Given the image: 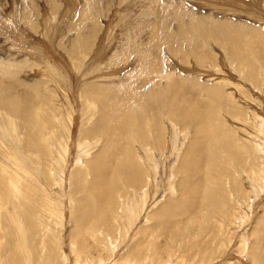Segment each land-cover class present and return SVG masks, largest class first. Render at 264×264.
I'll return each instance as SVG.
<instances>
[{"label": "rangeland", "instance_id": "374dc122", "mask_svg": "<svg viewBox=\"0 0 264 264\" xmlns=\"http://www.w3.org/2000/svg\"><path fill=\"white\" fill-rule=\"evenodd\" d=\"M128 1L0 0V264H264V0H163L188 12L155 37ZM104 147L109 198L88 191ZM136 164L157 192L129 224Z\"/></svg>", "mask_w": 264, "mask_h": 264}, {"label": "bare ground", "instance_id": "6f19581e", "mask_svg": "<svg viewBox=\"0 0 264 264\" xmlns=\"http://www.w3.org/2000/svg\"><path fill=\"white\" fill-rule=\"evenodd\" d=\"M172 1V0H170ZM87 2H89V0H87ZM90 3H91V0H90ZM90 3H89V6L87 5H84V8H83V11H93V9L91 8L90 6ZM92 4H93V1H92ZM139 5V11H140V15L139 16H136L135 15V11H136V5ZM90 7V8H88ZM122 10L125 12V11H129L131 16L135 18V22L136 24H140V26L138 27V31L137 32V35L138 36L139 34H142L143 31H146L149 30V29H152V30H155L153 31V37H155L156 35V32H159L160 30L163 29L164 26L162 25H166L168 24L173 18L177 19L179 17V15H177V13L181 12V11H186L188 12V10H186L185 8H179L177 6H174L173 3H163V0H129L127 2V4L122 8ZM126 13H125V17L121 23H123L124 21L125 22V26H123V32L124 33H128L125 29H127L129 26H130V20L128 17H126ZM184 17V15H183ZM183 22H185L184 20H182ZM193 25V24H192ZM162 26V27H161ZM147 32V31H146ZM68 33V32H66ZM72 33V32H71ZM63 35V34H61ZM70 35H68L69 37ZM139 37V36H138ZM67 38V37H66ZM129 39H133L131 37H128ZM71 39V38H70ZM84 39V37H83ZM81 40V39H80ZM78 43H81L80 41L76 40L74 43H73V40H72V43L71 42H67L66 44H70L72 45V50L77 46ZM86 42H84L83 44H85ZM126 46H129V44L125 43ZM200 59V58H199ZM197 59V60H199ZM198 70V69H197ZM143 72H146L147 74L149 73H156V74H159L162 72V69L161 70H150V71H144L141 69V73L142 74ZM251 74V77H253V72H250ZM147 83V81H146ZM0 86L2 87L3 85L0 84ZM18 85L14 84V83H10V85L8 86V90L10 93H12V96H15L18 92L21 91L20 88L17 87ZM129 86L132 88L135 86V83H133L132 81L130 82ZM4 90H6V88L4 87ZM21 95L25 94L23 92L20 93ZM31 98V96H30ZM28 109H31L32 108V105H30L29 107H27ZM117 108V107H116ZM20 109L22 110L21 107H19V111ZM194 109H196V107L194 106ZM197 110V109H196ZM127 111V110H126ZM23 112V111H22ZM66 112V111H65ZM197 112L199 113V111L197 110ZM173 115L175 117H179V115L173 113ZM89 120V118H88ZM8 121L12 124V123H16L17 121L16 120H13V122L8 119ZM25 123V122H23ZM29 124V123H28ZM5 129L4 131L6 132L7 135H10L11 133V130L12 128H17L15 125L14 126H11L10 128H8L7 126H4ZM22 129V128H20ZM19 129V130H20ZM4 134V135H6ZM175 134V133H174ZM173 134V135H174ZM25 135H26V132H25ZM9 137V136H8ZM72 137V136H71ZM7 138V137H5ZM56 138V137H55ZM181 138H184V136H181ZM8 139V138H7ZM53 139V138H52ZM198 139L196 138V141ZM8 141V140H7ZM98 141V140H97ZM182 141V139L180 140ZM106 142V141H105ZM9 143V141H8ZM22 142L21 141H17V145L15 149H18L21 145ZM96 143V142H95ZM107 143V142H106ZM5 144V143H4ZM18 145H20L18 147ZM93 145L94 143L92 142H89V143H86L84 141L82 147L80 148V152H79V155L77 158L80 159L81 156H86L88 155L89 153L87 152H90L89 148L93 149ZM176 145H178V143H176ZM81 146V145H80ZM85 146H90L89 148H85ZM92 146V147H91ZM108 146V145H107ZM121 146V145H120ZM180 146V144H179ZM6 147V145H5ZM144 148V146H142ZM178 147V146H177ZM7 148V147H6ZM122 148H124L123 151H121V156L122 158L124 159V161L128 160L130 155H129V150H130V145H123ZM180 147H178L179 149ZM21 149V148H20ZM19 149V150H20ZM147 149V147L145 148ZM164 150V148H162ZM177 149V150H178ZM22 150V149H21ZM144 150V149H143ZM161 151L160 147L158 148L157 151ZM124 151H125V154H124ZM153 151V150H151ZM155 152V154L157 153L159 155L158 152ZM174 151V150H173ZM70 152V151H69ZM111 152V148L108 147V148H100V151L99 153H96V155H93L92 159L90 161H87L88 163V167H92V171H87L88 175L89 176H92V185H94V187L96 188V186L98 185L101 190L100 191H95L94 187H88V191L89 193L91 194H95V195H101L102 193H104L102 191V184L103 182H107L108 179H110V176H111V173H113L115 171V168H116V165H114L116 162H122L120 160H117V158L119 156H117V158L113 157L112 154H110ZM154 152V151H153ZM178 152V151H177ZM60 153V152H59ZM154 154V155H155ZM139 155V153H138ZM153 155V157H154ZM157 155V156H158ZM67 156L69 155H66V159L68 160ZM141 156V155H140ZM96 157V158H95ZM144 157V156H143ZM13 158H16V153H14V156ZM142 158V157H141ZM152 158V157H151ZM155 159V158H154ZM135 160V159H134ZM143 162L145 161V159L143 158L142 160ZM79 162H82V166H85V163L86 161L84 160H78V163ZM154 162V161H153ZM156 162V161H155ZM146 163V162H145ZM124 165V162L122 163ZM148 164V163H147ZM137 166V169H136V172L137 171H140L142 172L141 173V179L144 181L141 185H136V189H137V192L139 194H142L143 195L136 199L134 196H132L134 199H135V204L133 207H130L126 201L123 202V204L125 205L124 206V213H123V218H127V219H130V221H128L129 224H133L134 222H139L140 220H142V214L144 216V212H145V205L148 204V203H151V202H154V199H152L151 197L148 198V196L151 194L152 191H156V187H155V184L153 183L154 181H158V176H157V172L155 171V168H154V174H150V172H145V168H142L139 164H136ZM186 167V166H185ZM119 168V166H118ZM187 168V167H186ZM81 173V170L78 171ZM159 172V171H158ZM115 173V172H114ZM118 173V172H117ZM121 174V173H119ZM192 174V173H191ZM122 175V174H121ZM121 175L117 176V179H121ZM147 177L149 178L150 177V182L151 183H148L147 181ZM162 178V177H161ZM165 181V180H164ZM184 181V179L182 180V182ZM187 182V178L185 180ZM158 184V183H157ZM185 185V183H184ZM204 185V182L202 181V185H201V182H199L198 184V187H203ZM185 188L187 189V186H185ZM193 188L192 186L190 185L188 187L187 190L191 191ZM119 190V186H118V189ZM93 194V196H94ZM104 197H108L107 194L104 193ZM156 198V197H155ZM99 201V200H97ZM113 203V199L111 201ZM99 203V202H98ZM108 205V202L105 201V204L103 206V208L101 209V212L106 208V206ZM143 207V208H142ZM113 208V204L111 206H108V209L106 211V214L103 215V216H107L108 217V214L110 215V210ZM172 209V206H166L165 205V209L162 210V211H159V214L162 218H174V215L172 212H170L169 210ZM158 213V211H154L153 213H150L148 212V214L145 216V219L144 220H152L154 219V215ZM157 215V214H156ZM98 215H94V217H97ZM158 217V216H157ZM139 220V221H138ZM151 222V221H150ZM127 223V222H126ZM176 224V223H175ZM126 224H124L125 226ZM127 226V225H126ZM155 226V225H154ZM172 226V225H170ZM128 228V226H127ZM173 228H179L178 224L174 225ZM22 229V228H21ZM156 231V230H155ZM109 233V230L107 231ZM111 232V231H110ZM156 233V232H154ZM147 234V233H146ZM94 260V259H93ZM96 261V260H95ZM101 261V260H100Z\"/></svg>", "mask_w": 264, "mask_h": 264}]
</instances>
